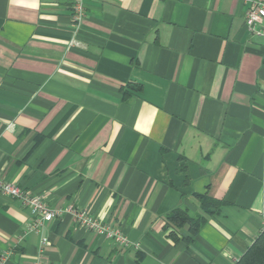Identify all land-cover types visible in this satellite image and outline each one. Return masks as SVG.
<instances>
[{"label": "crops", "instance_id": "crops-1", "mask_svg": "<svg viewBox=\"0 0 264 264\" xmlns=\"http://www.w3.org/2000/svg\"><path fill=\"white\" fill-rule=\"evenodd\" d=\"M70 1L0 0V177L130 243L66 212L30 230L31 208L0 193V264H235L264 230L249 1L85 0L78 26Z\"/></svg>", "mask_w": 264, "mask_h": 264}, {"label": "built area", "instance_id": "built-area-1", "mask_svg": "<svg viewBox=\"0 0 264 264\" xmlns=\"http://www.w3.org/2000/svg\"><path fill=\"white\" fill-rule=\"evenodd\" d=\"M249 7L245 13L244 28L251 34L264 36V0H248ZM85 0H71V20L75 26H78L84 17ZM0 193L19 200L25 206L31 208L32 223L29 226L30 230H37L44 222L54 219L62 212L70 215L72 222L87 228L96 234L111 238L124 246L129 245L128 238L121 232L120 229H115L110 225L101 222L94 217L86 209H78L73 206H67L63 209L49 208L40 195L30 194L26 190L20 188L16 184L6 181L0 177ZM47 240L42 238L41 246L45 245ZM42 247L40 252H42ZM33 264H41L39 260H35Z\"/></svg>", "mask_w": 264, "mask_h": 264}, {"label": "trees", "instance_id": "trees-1", "mask_svg": "<svg viewBox=\"0 0 264 264\" xmlns=\"http://www.w3.org/2000/svg\"><path fill=\"white\" fill-rule=\"evenodd\" d=\"M201 204L205 207L208 204L218 206L220 201L213 200L207 195L201 197ZM167 220L173 225L188 227L191 233H196L202 224V218L190 217L180 209H174L167 215ZM235 264H264V230L254 239L251 246L245 251Z\"/></svg>", "mask_w": 264, "mask_h": 264}]
</instances>
